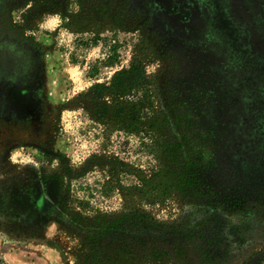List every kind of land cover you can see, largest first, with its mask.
I'll list each match as a JSON object with an SVG mask.
<instances>
[{
  "label": "rangeland",
  "instance_id": "374dc122",
  "mask_svg": "<svg viewBox=\"0 0 264 264\" xmlns=\"http://www.w3.org/2000/svg\"><path fill=\"white\" fill-rule=\"evenodd\" d=\"M0 264H264V0H0Z\"/></svg>",
  "mask_w": 264,
  "mask_h": 264
}]
</instances>
